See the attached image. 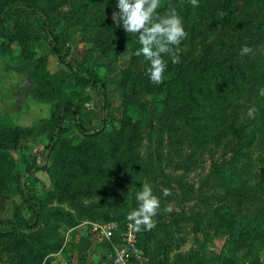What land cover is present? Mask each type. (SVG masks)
Segmentation results:
<instances>
[{
	"label": "rangeland",
	"instance_id": "rangeland-1",
	"mask_svg": "<svg viewBox=\"0 0 264 264\" xmlns=\"http://www.w3.org/2000/svg\"><path fill=\"white\" fill-rule=\"evenodd\" d=\"M24 1L47 12L71 63L105 83L110 119L92 136L70 121L44 165L37 157L23 173L28 191L40 196L39 218L18 235L0 227V264H67L73 257L77 264H88L90 258L105 264L114 244L125 237L138 264H264V128L254 115L225 142L214 111L223 93L214 77L233 71L241 56V49L229 48L218 63L211 59L217 39L230 44L214 17L232 0H199L195 8L187 0L185 9L177 7L186 12L190 29L187 44L183 40L179 46L180 62L164 57V78L172 81L163 87L150 82L148 62L135 55L141 45L134 52L126 48L131 34L112 20L116 0ZM15 11L0 24L3 218L30 215L13 173H22L47 141L56 108L70 100L89 112L96 91L36 37L38 14ZM194 26L197 39L189 40ZM198 55L205 57L196 63ZM188 78L192 101L186 94ZM225 94L220 98L227 103V89ZM90 119L95 126V118ZM217 171L226 177L219 180ZM144 183L160 199V209L153 229L135 231L127 216L138 208L136 194ZM164 189L170 195L164 196ZM169 206L172 210L165 211ZM107 224L110 237L100 232Z\"/></svg>",
	"mask_w": 264,
	"mask_h": 264
},
{
	"label": "trees",
	"instance_id": "trees-1",
	"mask_svg": "<svg viewBox=\"0 0 264 264\" xmlns=\"http://www.w3.org/2000/svg\"><path fill=\"white\" fill-rule=\"evenodd\" d=\"M262 1L264 0H232L229 7L218 8V12L224 13L222 17L218 13L214 17L216 22H220L218 30L222 31L229 39L227 42H230L229 46H225L219 39L216 40L211 52V59L214 63H218L219 57L229 48L241 49L244 46H248L253 50L248 55L240 56V59L233 67V71L225 72L220 78V74H216V78L214 77L215 85L220 86L223 92L217 96L219 100L216 103L217 106H214V111L216 112L215 118L219 119L218 121L221 125L219 132L220 134L221 132L224 133L222 138L225 139V142L231 141L235 135H238L239 133H235V131L244 128L245 123L251 119L248 115V110L251 107L257 109L254 115L260 118V126L264 128V96L259 95L260 89L264 88V4ZM186 2L187 0L179 3H177V0H163L162 5L165 7L163 10L158 9V14L162 15L170 6L175 7L177 13L183 18V25L188 33L190 27L188 28L185 20L187 14L184 10L182 12L177 10L179 5L185 9ZM15 9L38 14L40 17V28L36 32V37L46 43L56 60L65 66L71 74L75 75L82 83L88 84L93 90H96L92 93L94 98L92 100L93 109L89 110V112L84 107H80L70 100L59 104L51 117L47 141L40 149L33 152L30 162L28 161L24 164L22 173H13L15 188L21 200L26 203L30 215L21 217L14 213L12 218L0 217V227L7 228L11 233L18 235L24 229L34 227L40 213V196L37 192L28 191L26 182L21 179L23 173L30 171V167H34L32 165L37 157H39L41 162L40 166L44 165L43 162L47 158L48 153L68 129L70 121L75 124L83 135L92 136L99 134L104 129L110 119V114L108 112L105 83L90 69L82 66L76 67L71 63L68 53L59 46L55 35L50 29L47 12L41 7L24 0H5L0 8V24L10 21L17 13ZM191 30L189 40L197 39V26H194V29L191 28ZM245 38L248 39L247 43L244 42ZM183 44L184 46L187 44V38L184 39ZM125 45L132 52L136 51L140 46L137 36L133 34L129 36ZM202 57L205 56L198 55L194 61L198 63ZM181 72L186 74L183 70L178 73ZM200 79L202 80V78ZM169 81H172V78H163V82L159 87H163L164 82L168 83ZM190 85V78H188L186 80V94L187 98L192 101L195 98L191 92ZM226 89L229 95L227 103L220 98L222 95H226ZM197 92L201 94L202 89H197ZM91 116L97 122L95 126L91 125ZM215 177L221 180L226 176L217 171ZM231 192L236 195L239 193L233 189Z\"/></svg>",
	"mask_w": 264,
	"mask_h": 264
},
{
	"label": "clouds",
	"instance_id": "clouds-1",
	"mask_svg": "<svg viewBox=\"0 0 264 264\" xmlns=\"http://www.w3.org/2000/svg\"><path fill=\"white\" fill-rule=\"evenodd\" d=\"M192 7H199V0H188ZM161 0H116V9L113 11L112 20L116 27H122L125 33L137 36L141 47L135 52L137 56H143L149 66L146 75L150 82L159 85L163 82L164 73L167 70L165 56L171 59L173 64H178L179 46L187 38L183 20L175 7H169L164 14H158ZM221 17L223 12H218ZM252 48L244 46L240 55L252 53ZM264 96V88L259 91ZM257 109L251 107L248 110L249 117H254ZM136 194L139 202L138 208L132 210L127 219L132 222L135 231H150L155 227L153 217L160 209V199L153 194L152 187L144 183ZM163 195H170L169 189L163 190ZM169 206L165 211L170 212Z\"/></svg>",
	"mask_w": 264,
	"mask_h": 264
},
{
	"label": "built area",
	"instance_id": "built-area-1",
	"mask_svg": "<svg viewBox=\"0 0 264 264\" xmlns=\"http://www.w3.org/2000/svg\"><path fill=\"white\" fill-rule=\"evenodd\" d=\"M100 232L103 233L106 237H110L112 235V228L109 224H107L103 226ZM132 251H134L132 241L129 237H125L124 239H122V241L114 244L107 264H138L133 259Z\"/></svg>",
	"mask_w": 264,
	"mask_h": 264
},
{
	"label": "crops",
	"instance_id": "crops-1",
	"mask_svg": "<svg viewBox=\"0 0 264 264\" xmlns=\"http://www.w3.org/2000/svg\"><path fill=\"white\" fill-rule=\"evenodd\" d=\"M91 260H92V259L90 258V260H89L90 263H88V264H99V262H98L97 260H93V262H91ZM107 261H108V260H107ZM107 261H106L105 264H107ZM67 264H77L76 258H75V257L71 258V259L67 262Z\"/></svg>",
	"mask_w": 264,
	"mask_h": 264
}]
</instances>
